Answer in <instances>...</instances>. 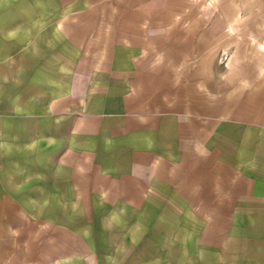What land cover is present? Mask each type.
Here are the masks:
<instances>
[{
    "label": "crops",
    "instance_id": "0c3cea01",
    "mask_svg": "<svg viewBox=\"0 0 264 264\" xmlns=\"http://www.w3.org/2000/svg\"><path fill=\"white\" fill-rule=\"evenodd\" d=\"M157 1L0 0V264H264V68L207 97Z\"/></svg>",
    "mask_w": 264,
    "mask_h": 264
},
{
    "label": "rangeland",
    "instance_id": "374dc122",
    "mask_svg": "<svg viewBox=\"0 0 264 264\" xmlns=\"http://www.w3.org/2000/svg\"><path fill=\"white\" fill-rule=\"evenodd\" d=\"M157 3L159 11L154 19L191 24L187 29L186 50L180 56L182 59L175 61V74L184 73L188 77L198 71L197 66L203 61L204 67L200 69L206 75L207 97L223 95L210 89L216 84L222 88L237 85L238 95H244L247 74L264 68V0H158ZM192 80L190 77L191 83Z\"/></svg>",
    "mask_w": 264,
    "mask_h": 264
}]
</instances>
